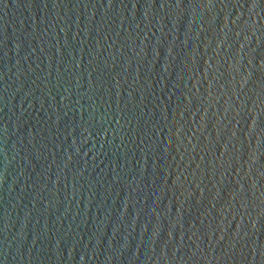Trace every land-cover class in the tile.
<instances>
[{"label": "water", "instance_id": "water-1", "mask_svg": "<svg viewBox=\"0 0 264 264\" xmlns=\"http://www.w3.org/2000/svg\"><path fill=\"white\" fill-rule=\"evenodd\" d=\"M0 264H264V0H0Z\"/></svg>", "mask_w": 264, "mask_h": 264}]
</instances>
